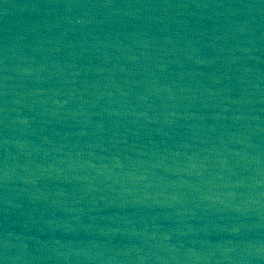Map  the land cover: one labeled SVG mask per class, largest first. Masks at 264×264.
I'll list each match as a JSON object with an SVG mask.
<instances>
[{
    "label": "water",
    "instance_id": "1",
    "mask_svg": "<svg viewBox=\"0 0 264 264\" xmlns=\"http://www.w3.org/2000/svg\"><path fill=\"white\" fill-rule=\"evenodd\" d=\"M0 264H264V0H0Z\"/></svg>",
    "mask_w": 264,
    "mask_h": 264
}]
</instances>
